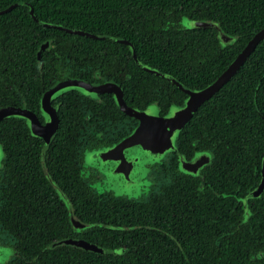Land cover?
<instances>
[{"label": "flooded vegetation", "instance_id": "flooded-vegetation-1", "mask_svg": "<svg viewBox=\"0 0 264 264\" xmlns=\"http://www.w3.org/2000/svg\"><path fill=\"white\" fill-rule=\"evenodd\" d=\"M30 12L36 17L34 9ZM184 22L178 25L180 29L189 27ZM216 25L221 45L225 47L234 41L233 36ZM57 27L94 41L77 40L69 48L57 46L62 38H56L55 43L45 41L40 46L45 52L37 54L35 73L25 74V85L18 80L21 71H9L6 77V102L0 109L14 107L24 112L0 120L7 121L0 126L4 152L0 169V264H61L62 251L70 264L78 259L76 251L123 256L131 244L125 239L119 241L122 236L114 239L117 245L112 244L113 249L102 247L96 239L103 234L114 238L119 229H156L153 224L127 226L123 218L116 217L120 207L127 210L134 205L146 206V213L170 209L176 215L174 208L179 214L186 212L183 231L188 237L199 235L206 225L221 231L222 220H226L227 234L238 232L231 217L240 216L246 222L251 205L264 192L263 152L259 166L256 164L253 170L257 183L247 185L244 192L238 189L239 178L247 174L251 164L247 163L243 171L238 162L246 163L251 151L246 150L245 155L237 152L241 149L230 147V140L236 146L235 141L254 139L247 132H236L242 129L241 123L246 124L254 114L264 120V108L258 102L246 105L241 100L246 93L236 94L238 97L233 100L227 93L237 83L247 95L254 90V82L258 81V90L260 85L264 88V74L250 68L248 76L249 69L243 68L250 56L214 94L200 103L178 131L175 145L163 152L128 192L120 178L117 181L108 173V161L111 164L117 156L121 160L125 155L130 160L141 152H160L173 131L170 134L156 120L168 119L175 108L185 107L192 93L204 90L223 76L238 54L229 63L226 59L232 58L231 54H200L195 60L201 66V75L192 72L193 66L187 62L181 78L173 71L171 56L163 64H149L127 39L60 24ZM110 40L122 46L116 48ZM239 75L244 78L241 82ZM250 105H255L256 110L247 109ZM207 106L217 115L210 116ZM51 123H56L54 130H49ZM223 143L230 149H222ZM133 170L120 169L118 173L121 171V178L129 181ZM204 170L214 173L217 187L207 188L203 180L194 190H185V183L204 177ZM181 178L188 181L183 184L179 182ZM19 187L23 192H18ZM100 208L108 219L98 217L103 213L93 216ZM238 209L241 212L236 214ZM207 219L212 223H206ZM246 232L250 238L241 244L236 240L232 253L236 258L241 256V260L246 253L248 264H264V249L259 245L264 239L253 230ZM220 236H213L207 247L216 250V254L193 264H221L222 256L217 260L223 249ZM255 240L258 241L253 243ZM148 245L143 247L151 248ZM192 246L194 251L207 249L197 243ZM225 264L235 263L225 260Z\"/></svg>", "mask_w": 264, "mask_h": 264}, {"label": "trees", "instance_id": "trees-1", "mask_svg": "<svg viewBox=\"0 0 264 264\" xmlns=\"http://www.w3.org/2000/svg\"><path fill=\"white\" fill-rule=\"evenodd\" d=\"M19 2H25V4H19L6 13H0V106L6 102L5 98L8 91L6 77L9 75V71L16 74L21 71L18 80H20V84L25 85L24 78L27 79L25 74L35 73L37 54L45 52L40 48L43 42H53L56 38H62L61 45L57 46L69 48L74 41H83L88 38L58 29L59 24L69 28L85 29L93 33L112 34L127 39L133 43L142 59L149 64H163L167 61L168 56H171L173 71L181 78L187 68V62L193 66L192 72L195 74L201 73V66L195 58L203 53L231 54L232 58L226 59V62L229 63L244 49L252 37L264 28V0H0V10L9 8ZM31 8L34 9L37 20L33 18L30 12ZM195 20L214 21L223 32L233 36L234 41L228 43L225 47L223 43L221 45L217 38L218 30L214 27L189 25L184 29L179 28L181 21ZM88 39V41H94L92 38ZM110 41L111 44L117 45L116 48L122 46V44L115 43L113 40ZM115 47L113 46V48ZM124 49L127 53H130L127 46H124ZM157 55H161V57ZM191 60H194V62L192 63ZM243 68L249 69L248 76L251 69L264 74V40L251 53ZM253 75H256V73ZM243 79L241 77L240 82ZM255 86H258V81L254 82V85L252 84L254 90L252 92L248 91L249 95L238 83L227 93L228 96L232 95L231 100L238 97V93H246L245 96H241V100L246 105H248L247 103L258 102L261 108H264V88L260 85L258 90ZM222 99L225 101L224 97ZM247 109L252 111L256 110V107L250 105ZM207 110L210 111V116L217 115L213 114L208 106ZM194 119L188 125L189 129L193 125ZM5 122L7 121L1 122L0 126ZM240 126L242 129L236 131L237 133L247 132L254 137L251 141H235L236 146H232L230 140L231 148L241 149L237 152L246 155V150L251 151L246 163L238 162V166L243 167V171H245L247 163L251 164L247 174L239 178L240 185L238 189L245 192L248 186L257 183L253 170L256 164L259 166L262 152L264 154V120H261L260 115L257 117L254 114L246 124L241 123ZM192 132L194 131L192 130ZM230 147L223 143L221 148L230 149ZM203 176V178L192 180L196 184H193L192 181L187 182L188 180L182 181V178L179 179V182L183 184L187 182L185 183V186L187 185L185 190H194L203 180L206 182L207 188L209 185L217 187V184L214 183L213 172L210 174L208 170H204ZM178 185H174V187ZM17 189H19V193L23 192L20 187ZM219 202L217 208H220ZM146 210V206L138 205H134L127 210L120 207L116 212V217L123 218V224L126 223L127 226L132 227L140 223L153 224L156 229L145 227H136L135 230L127 228L123 231L119 229L120 232H117L114 238L110 235L98 234V237L101 236L99 239L97 238L98 240L96 239V242L102 247L109 248L112 247V244L116 246L117 241L114 239L119 240L122 236L119 241L122 242L125 239L131 244L125 255L97 256L89 252L76 251L75 254L79 253V260L74 259L71 264H193L195 261L207 259L213 256L214 253L216 254V250L207 248L210 239L212 240L216 234L221 235V247L223 246L217 257L218 260L222 256V259L219 260L221 264H225V260L235 264H248L246 253L242 260L241 256L236 258V255L232 253V246L235 241L237 240L241 244L243 240L249 239L250 236H248L247 230H253L257 233V237L264 239V192L251 205L252 212L246 222H243L240 216L235 219L231 217L234 222L233 228L238 231L231 234H227L224 230L227 229V226L224 225L226 220H222L220 223L221 231L213 225H206L201 227L199 235L195 234L194 237H188L183 231L186 212L179 214V210L174 208L177 214L172 215L170 209H167V211L158 210V212L154 210L153 213H146ZM104 212L105 210L100 208L93 213V216L103 213L102 216L98 217L108 219L107 214ZM240 212V209L236 210V214ZM116 217L114 214L113 218L117 219ZM209 222L212 223V220L207 219L206 223ZM11 224L12 221L9 220V226ZM214 231H216V234ZM151 237L154 239H151ZM192 243H197L200 247L205 245L207 249L204 251L201 248L194 251ZM145 244L151 245V248L143 247ZM259 245L264 249V241H259ZM145 253L149 255L148 258L147 255L144 256ZM65 255L66 253L62 251L61 264H70L67 263ZM210 264L214 263L211 262Z\"/></svg>", "mask_w": 264, "mask_h": 264}, {"label": "water", "instance_id": "water-1", "mask_svg": "<svg viewBox=\"0 0 264 264\" xmlns=\"http://www.w3.org/2000/svg\"><path fill=\"white\" fill-rule=\"evenodd\" d=\"M19 4H25V2L15 3L11 5L9 8L1 11L0 13L8 12ZM31 11L33 12L32 8H31ZM187 24L190 26H194V27H216L217 26L216 23H214V21L212 20L188 21ZM72 31L84 33L81 30H72ZM221 40L222 42H224L223 39ZM262 40H264V28L261 29L258 33H256L252 37V39L247 43L244 49L238 54L237 58L233 61V63L231 64V66L228 68V70L223 76H221L218 80H216L214 83H212L210 86H208L204 90L200 92L192 93L189 103L185 107L182 108L183 112L178 113L175 116H170L168 117V119L161 118L158 121L156 120V124L161 127L163 126L167 128L170 134H172V131H173L172 135L175 140V136L178 133V131L193 116L194 112L196 111L200 103L208 99L212 94H214L223 85V83H225V81H227L235 73V71L244 63V61L250 56V54L256 49V47ZM79 84L83 85L82 83H79ZM86 86L92 87L89 85H86ZM124 108L127 110V107H124ZM15 112H24V111L21 109L14 108V107H6V108L0 109V120H2L3 118ZM128 112L132 114L137 113L131 110H128ZM56 123H51L50 125H48V127H50L49 130H54L56 128ZM263 173H264V164H263Z\"/></svg>", "mask_w": 264, "mask_h": 264}, {"label": "rangeland", "instance_id": "rangeland-1", "mask_svg": "<svg viewBox=\"0 0 264 264\" xmlns=\"http://www.w3.org/2000/svg\"><path fill=\"white\" fill-rule=\"evenodd\" d=\"M188 21H185L184 23L187 24ZM188 25V24H187ZM222 36V35H221ZM223 39V37H222ZM183 107L181 108H175L173 111H171L170 116H175L178 113L183 112L182 110ZM169 116V117H170ZM177 135V134H176ZM176 138V136H175ZM175 145V140L174 137L172 136L167 140V144L162 148L160 152L156 151L154 152H141L138 154H134L135 158L134 159H126V156H122L121 160L117 156V161H112V163L108 166L109 168L107 169L108 173L110 176H112L113 179H116L117 181H120L119 178L124 182L123 183V188L128 190V192L132 191V186L133 188L137 185L136 182H139L142 180V178L145 176L146 171L151 167V165L157 161H159L160 156L163 152H165L168 149H171ZM158 152V153H157ZM128 156V155H127ZM3 158H4V152L2 145L0 144V169L2 168V163H3ZM133 158V156H132ZM135 160V161H134ZM136 162V163H135ZM120 166V167H119ZM190 167H192V164H190ZM134 168L131 180H126L125 178H121V171L122 169L125 171H130ZM120 173H118V170H120ZM5 261L8 260L4 259Z\"/></svg>", "mask_w": 264, "mask_h": 264}]
</instances>
